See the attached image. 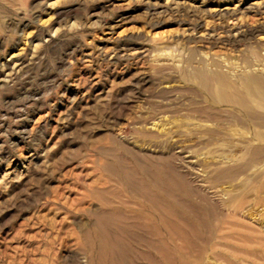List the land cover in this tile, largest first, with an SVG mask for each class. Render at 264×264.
Here are the masks:
<instances>
[{"label":"rangeland","instance_id":"1","mask_svg":"<svg viewBox=\"0 0 264 264\" xmlns=\"http://www.w3.org/2000/svg\"><path fill=\"white\" fill-rule=\"evenodd\" d=\"M216 72L264 80V0H0V264H264Z\"/></svg>","mask_w":264,"mask_h":264},{"label":"bare ground","instance_id":"2","mask_svg":"<svg viewBox=\"0 0 264 264\" xmlns=\"http://www.w3.org/2000/svg\"><path fill=\"white\" fill-rule=\"evenodd\" d=\"M200 77V86L211 98L212 104L226 105L238 110L243 115L238 122L243 126H249L255 120L258 126H263L264 129V115L254 111V103L264 107V80L255 74H249L241 87L227 74L220 72L214 73L211 77L200 74ZM255 139L264 142V132L256 133ZM261 151L262 149L256 147L251 155L261 154Z\"/></svg>","mask_w":264,"mask_h":264}]
</instances>
